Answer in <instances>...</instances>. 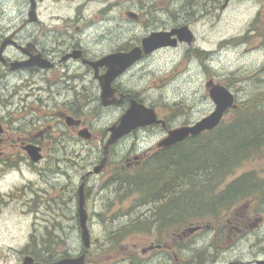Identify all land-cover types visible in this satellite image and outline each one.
Here are the masks:
<instances>
[{
    "label": "rangeland",
    "instance_id": "rangeland-1",
    "mask_svg": "<svg viewBox=\"0 0 264 264\" xmlns=\"http://www.w3.org/2000/svg\"><path fill=\"white\" fill-rule=\"evenodd\" d=\"M150 1V4H154L156 0ZM64 2H68V13L72 17L70 37L75 41L81 40L87 49L106 55L111 50H121L125 43L131 47L143 36L139 25L123 20L125 11L133 7L126 0H118L116 6L104 16L102 12L107 5L104 0ZM109 2L113 3V0ZM133 3L137 7L135 0ZM154 6L163 8L162 16L170 21L176 10L181 14L192 10L188 18L180 17L189 22L188 28L194 40L191 47L168 48L146 58L126 75L123 81L126 88L173 124L189 119L199 120L214 109L205 86L208 77L227 83L236 96L237 106L247 100H264V0H230L228 3L224 0H158ZM75 14L79 19L72 21ZM104 21L116 25L117 33L106 31L102 24ZM92 22L96 25L85 30ZM121 22L123 26L119 24ZM14 95V91L8 90L0 94V112L4 107L6 116L13 120L21 118L19 126L22 129L31 127L33 132L36 131V120L29 124L30 127L22 124L23 117L29 111L39 116L45 113L57 116L58 107L47 108L43 104L32 103L30 98L26 101L23 99L19 104V96ZM15 101L18 102L15 104ZM116 111L118 115L120 111ZM232 115L230 109L223 119L229 121ZM26 116L30 120V115ZM115 118L113 110L93 109L87 114L97 138ZM57 127L52 125L48 130V141L43 146L44 159L39 166H32L18 145L2 148L0 264H16L19 250L36 251L37 257L44 259L48 254L74 251L82 246L74 220L77 189L81 182L80 175L85 169H90V163L95 162L98 150L103 147L102 143L98 146L92 142L76 141L70 130L59 125ZM156 138L151 134L135 135L129 138L125 147L121 146L122 151L128 156L133 146H137L139 152L154 143ZM118 152L116 148L111 157L115 161ZM120 164H124V157L119 162L110 163L109 167L112 169ZM132 172L136 173L134 170ZM104 174H108V171L105 170ZM246 174L264 182V146L239 165L227 169L221 178L211 179L209 184L212 188L225 187L227 190L230 183ZM191 184H194L192 190L196 194L207 188ZM211 184L217 185L213 187ZM96 185V182L90 181L87 189L93 198L88 203L86 201L85 206L92 241L89 249L91 264H159L158 257L152 258L154 252L147 256L140 253L150 242L163 237L161 233L167 229L160 227L152 214L139 215L149 209L153 213L155 207L142 206L141 191L118 189L109 197L107 192L94 194ZM187 189H177L175 195L181 197V193ZM251 198L264 202V189H251L250 193L235 202H247ZM98 203L105 205L100 207ZM149 203L160 205L164 202ZM136 218L149 223L136 228L131 225ZM30 238L33 239L31 247L28 245Z\"/></svg>",
    "mask_w": 264,
    "mask_h": 264
},
{
    "label": "flooded vegetation",
    "instance_id": "flooded-vegetation-1",
    "mask_svg": "<svg viewBox=\"0 0 264 264\" xmlns=\"http://www.w3.org/2000/svg\"><path fill=\"white\" fill-rule=\"evenodd\" d=\"M104 1L107 5L104 6L103 16L116 6L118 0H113V3L109 2L110 0ZM126 1L132 3L134 7L133 0ZM135 1L138 3L137 7L131 6V9L126 10L123 20L129 21L132 25H139L143 36L133 42L131 47L125 43V47L121 50L117 48L108 54L126 52L135 46L141 47L142 38L151 33L170 32L184 25L189 26V22L181 18H188L193 13L192 10L184 14L176 10L173 20L170 21L162 16L163 8L154 6L158 0L154 4L153 2L150 4V0ZM229 1L224 0L225 3ZM68 8V2L64 0H0V94L5 90L14 91L13 97L19 96V104L23 99L26 101L30 98L32 103H40L52 109L59 108L57 116H53L54 113L39 116L29 111L26 115H30V120L29 116L25 115L22 124L30 127L29 124L31 125L36 120V131L33 132L31 127L22 129L19 126L21 118L13 120L10 116H6L5 108L1 107L0 157L4 153L2 148L6 146L18 145L23 150L24 145L31 143L40 148L42 158L37 163L31 162L32 166H39L44 159L43 146L48 141L47 133L52 125L57 129L59 125L65 130H70L76 141L92 142L98 146L102 143L103 148L98 150L95 162L90 163V169H85L80 175V181L85 182L84 192L88 203L93 198L87 189L91 180L97 184L94 194L101 195V192L103 194L107 192L110 197L118 191L115 184L120 170L126 169L127 172L133 173L132 171L135 172L138 167L142 166L148 157L172 148L173 145H160L168 132L180 126L193 124L197 120L189 119L173 124L168 121L167 117H160L156 109L152 107L157 119L162 122L137 128L109 145L104 167L97 174H88L103 157L104 145L109 136L108 127L118 121L120 115L129 107L131 100L149 107L137 94L125 87L123 81L126 75L132 73L146 58L170 47L143 55L141 59L113 79L110 83L113 93L108 99L112 101L109 105L103 106L99 77L106 73L107 67H95L92 63L105 54L87 49L81 40L75 41L70 37L72 17L68 13ZM78 19L79 16L75 14L72 21ZM109 22H102L104 29L117 33L118 27ZM119 24L124 25L123 22ZM95 25V22H92L85 30ZM75 29L77 30L78 26ZM191 45L178 42L173 48H187ZM208 81L221 83L230 88L227 83L215 78L208 77ZM17 102L15 101V104ZM93 109L113 110L116 114V118L103 129L100 138L96 137L92 127L93 123L87 119V114ZM116 110L120 111L118 115ZM10 124L15 127L9 126ZM83 129L90 132L88 138L79 135ZM141 134L145 136L151 134L157 138L154 143L139 152H137L139 148L133 146L129 155L126 156L121 146L125 147L129 138ZM116 148L119 152L116 154L118 159L115 161L111 157L115 154ZM25 156L28 157L26 153ZM121 157H124V164L111 169L109 164L119 162ZM105 170L108 171L106 175ZM102 174L105 175L103 180ZM225 191V187H208L205 190L202 189L200 194H191V197L177 196V201L164 202L160 205L149 203L148 199L143 197L142 206L155 208H153V213L149 209L139 215L145 216L147 213L150 216L152 214L154 221L167 229L161 233L163 237L150 242L148 247L140 250L142 256L154 252L155 255L152 258L158 257L159 264H264V202H260L259 199L256 201L257 198H251L247 202H213L215 195ZM104 205L105 203H98L100 207ZM74 220L80 233L77 213ZM32 240L30 238L28 242L30 247ZM91 245L90 243V247ZM90 247L84 253L83 264H91ZM83 251L82 243L77 250L56 253L47 260L38 258L36 251L19 250L16 264L54 263L64 258H78ZM26 258L29 260L25 262Z\"/></svg>",
    "mask_w": 264,
    "mask_h": 264
},
{
    "label": "trees",
    "instance_id": "trees-1",
    "mask_svg": "<svg viewBox=\"0 0 264 264\" xmlns=\"http://www.w3.org/2000/svg\"><path fill=\"white\" fill-rule=\"evenodd\" d=\"M263 101L256 98L238 104L231 109L233 115L229 121L223 119L214 129L153 154L135 174L120 170L115 184L117 189L141 191L142 198L150 202H175L177 189L189 188L181 193L188 197L196 194L191 183H196V187H209L211 179L221 178L227 169L239 165L264 146ZM185 184L186 187H182ZM254 188L263 191L264 182L249 174L243 175L230 183L224 193L215 195L213 202H235ZM146 222L136 218L131 225L138 228ZM51 256L48 254L45 258L48 260Z\"/></svg>",
    "mask_w": 264,
    "mask_h": 264
},
{
    "label": "water",
    "instance_id": "water-1",
    "mask_svg": "<svg viewBox=\"0 0 264 264\" xmlns=\"http://www.w3.org/2000/svg\"><path fill=\"white\" fill-rule=\"evenodd\" d=\"M225 6V5H224ZM130 15V13H129ZM193 40V34L187 25L175 28L170 32H154L145 36L141 40V47L135 46L126 52H115L104 55L97 61L93 62V66H105L107 71L99 77L101 86V103L103 106L109 105L112 100H108L113 90L110 83L118 75H120L127 67L132 65L153 51L162 47H175L178 42L184 41L190 44ZM209 98L214 104V109L206 116L197 120L193 124L180 126L171 129L167 136L162 140L160 145L170 146L186 139L188 136H196L203 131L215 128L222 120L228 109L236 106L233 93L221 84H214L212 81L206 83ZM70 119V118H69ZM162 120L157 119L155 110L135 100H131L129 107L120 115L118 121L108 127L109 136L104 145V154L99 163L88 172V174H97L105 165L107 148L122 137L128 135L137 128H142L153 123H159ZM2 128L0 126V133ZM90 132L83 129L79 135L88 138ZM23 150L27 154L32 163H37L42 158L40 148L28 143L23 146ZM84 180L77 189V215L80 227V238L84 246L83 254L78 258H64L54 263L48 264H83L84 253L90 246V234L87 226L88 214L85 208ZM29 260L25 259V262Z\"/></svg>",
    "mask_w": 264,
    "mask_h": 264
}]
</instances>
